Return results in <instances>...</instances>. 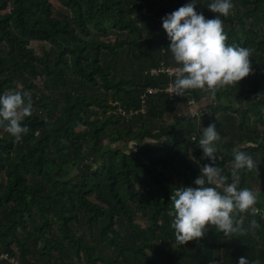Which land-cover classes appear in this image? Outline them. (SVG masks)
<instances>
[{
  "label": "trees",
  "instance_id": "1",
  "mask_svg": "<svg viewBox=\"0 0 264 264\" xmlns=\"http://www.w3.org/2000/svg\"><path fill=\"white\" fill-rule=\"evenodd\" d=\"M188 2L0 0V92L26 90L33 104L20 141L0 128V253L26 264H264V0H232L221 16L226 43L249 49L253 73L212 96L149 93L171 77L147 71L177 65L161 17ZM195 2L206 18L220 15L212 0ZM189 99L203 117L186 118ZM209 123L229 182L234 149L257 164L239 170L238 187L259 193L260 226L238 213L247 231L206 226L181 244L170 196L211 163L197 142Z\"/></svg>",
  "mask_w": 264,
  "mask_h": 264
},
{
  "label": "clouds",
  "instance_id": "2",
  "mask_svg": "<svg viewBox=\"0 0 264 264\" xmlns=\"http://www.w3.org/2000/svg\"><path fill=\"white\" fill-rule=\"evenodd\" d=\"M195 4V0H189L161 17L169 41L167 48L179 66L172 83V93L177 96L189 89H206L212 96L219 86L237 83L251 71L249 49L226 43L221 16L230 14L232 0H212L207 8L220 14L212 18L197 12ZM32 107V98L26 90L14 88L0 92V128L15 141H20L27 131V126L21 122L31 115ZM191 140L196 141V137ZM219 140L215 124L200 127L198 146L202 157L211 163L198 164L199 174L193 181L195 186L181 185L172 189L170 226L176 241L181 244L203 236L206 226H214L225 235L260 226L254 218L259 212L255 206L259 193L248 187H238L239 170H251L257 164L247 152L234 149L229 182V177L215 164L221 158L218 155ZM244 212L253 216L248 229L243 226V218H237L238 213ZM237 264H249V260L240 256Z\"/></svg>",
  "mask_w": 264,
  "mask_h": 264
},
{
  "label": "built area",
  "instance_id": "3",
  "mask_svg": "<svg viewBox=\"0 0 264 264\" xmlns=\"http://www.w3.org/2000/svg\"><path fill=\"white\" fill-rule=\"evenodd\" d=\"M178 67H179L178 65H171V64H168L165 61L161 62L157 66L151 67V69L147 71V75H151V76H155V77H160L163 74H167V75H169L171 77V80L169 82V85L165 89H161V88H158V89L157 88L156 89L150 88L148 92L149 93H152V94H158L160 92H164L165 91L167 94H169L173 98L182 97V95L181 96H177V95H175V94L172 93V83H173V80L175 78L174 77V73L178 70ZM249 73H253V71H250ZM187 105L190 108H196V101L194 99H189ZM261 218L264 221V213L261 214ZM0 258L1 259L2 258L8 259L9 261H11L14 264H26V263H23L21 261H18L15 258H10L7 253H0Z\"/></svg>",
  "mask_w": 264,
  "mask_h": 264
},
{
  "label": "rangeland",
  "instance_id": "4",
  "mask_svg": "<svg viewBox=\"0 0 264 264\" xmlns=\"http://www.w3.org/2000/svg\"><path fill=\"white\" fill-rule=\"evenodd\" d=\"M32 47H33L38 53L41 52V45H40V43L33 42V43H32ZM184 110H185L184 115L186 116V118H193V117L197 116V111H196L197 108H190V107H188V108H185ZM193 113H194L195 115H193ZM204 113H205V112L201 111L200 116L203 117V116H204ZM254 185L258 188V185H257V184H254ZM141 224L145 225V221H144L143 219L141 220Z\"/></svg>",
  "mask_w": 264,
  "mask_h": 264
},
{
  "label": "crops",
  "instance_id": "5",
  "mask_svg": "<svg viewBox=\"0 0 264 264\" xmlns=\"http://www.w3.org/2000/svg\"><path fill=\"white\" fill-rule=\"evenodd\" d=\"M208 103H205V105L202 107V109H204V107L207 105ZM197 111V114H200V111L197 109L196 110ZM184 112H185V110H184Z\"/></svg>",
  "mask_w": 264,
  "mask_h": 264
}]
</instances>
